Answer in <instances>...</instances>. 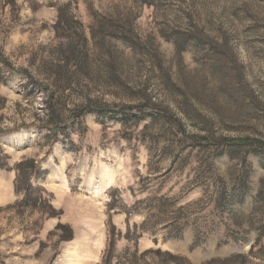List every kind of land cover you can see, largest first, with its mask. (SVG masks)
<instances>
[{"label":"rangeland","instance_id":"rangeland-1","mask_svg":"<svg viewBox=\"0 0 264 264\" xmlns=\"http://www.w3.org/2000/svg\"><path fill=\"white\" fill-rule=\"evenodd\" d=\"M0 57L1 264H264V0H0ZM27 159L58 217L6 208Z\"/></svg>","mask_w":264,"mask_h":264},{"label":"trees","instance_id":"trees-1","mask_svg":"<svg viewBox=\"0 0 264 264\" xmlns=\"http://www.w3.org/2000/svg\"><path fill=\"white\" fill-rule=\"evenodd\" d=\"M68 4L58 8V16L57 22L55 24V28L58 30L59 26H67L70 27L71 25V18L69 14H67L66 9L68 8ZM106 22H99V26L97 28L98 31L104 30L106 27ZM110 27V35L116 39L122 40L132 48H135L138 44L135 39V36L132 33V29L127 24H111ZM94 33V32H93ZM0 64L7 67V62L0 57ZM1 82V81H0ZM3 82V81H2ZM95 110H88V112H92ZM114 119V118H111ZM11 131H15V129L7 130V131H0V135L9 133ZM227 143L234 144V145H244L250 144L248 140H234L228 141ZM7 171H14L15 178L13 181V192L18 197V200L11 206L6 208L9 209H21L24 211L25 209H29L31 211H36L41 215H46L48 218H55L58 217L61 212L56 211L50 205L49 195L45 192V190L39 186L33 184V180H37L41 178L45 173L40 170L36 161L32 159H27L18 162L12 168H7ZM2 209L0 208V211ZM55 231H64L65 235L60 237V241H70L73 238V233L71 228L68 225L57 224L55 227ZM263 231V228H262ZM114 232L113 228L111 232H109L108 240H107V254H111L113 245H114ZM259 239H257L254 244L251 246L250 251L247 255H252L254 247L259 244ZM156 242V241H154ZM197 243L193 244L191 248H194ZM143 256L154 255V256H163L167 257L168 260L165 262L166 264H189L185 258L174 256L168 252L161 253L159 249L156 250H147L142 253ZM246 256L243 254H234L230 257L219 260V259H212L203 264H228L231 262H238L240 264H244ZM161 263H164L161 261ZM1 264V262H0Z\"/></svg>","mask_w":264,"mask_h":264},{"label":"bare ground","instance_id":"bare-ground-1","mask_svg":"<svg viewBox=\"0 0 264 264\" xmlns=\"http://www.w3.org/2000/svg\"><path fill=\"white\" fill-rule=\"evenodd\" d=\"M109 179H110L109 175H106L104 180L108 181Z\"/></svg>","mask_w":264,"mask_h":264}]
</instances>
